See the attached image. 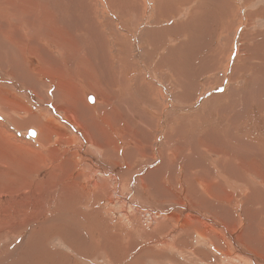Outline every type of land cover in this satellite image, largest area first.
Masks as SVG:
<instances>
[{
  "label": "bare ground",
  "instance_id": "bare-ground-1",
  "mask_svg": "<svg viewBox=\"0 0 264 264\" xmlns=\"http://www.w3.org/2000/svg\"><path fill=\"white\" fill-rule=\"evenodd\" d=\"M66 1L0 0V116L17 129L34 127L26 135L37 147H22L47 169L28 182L22 175L40 164L26 159L13 179L0 162L11 178L0 199L17 205L0 212V226L16 231L29 221L40 231L41 218L63 210L51 211L61 200L71 233L89 227L97 247L115 242L120 254L145 264H264L262 58L252 54L241 71L235 60L227 87L206 41L190 32L177 46L159 41L185 34L162 28L172 9L165 13L161 0L160 24L146 23L144 38L138 28L131 33L136 20L127 25L131 12L149 18L143 0ZM214 1V20L204 19L201 30L217 38L221 28L229 47L239 12Z\"/></svg>",
  "mask_w": 264,
  "mask_h": 264
},
{
  "label": "rangeland",
  "instance_id": "rangeland-1",
  "mask_svg": "<svg viewBox=\"0 0 264 264\" xmlns=\"http://www.w3.org/2000/svg\"><path fill=\"white\" fill-rule=\"evenodd\" d=\"M99 1H101L103 3V5L106 6V0H99ZM111 1L113 2V0H111ZM114 1H116V3H115L116 5H117V3H120V5H121V3L125 4V2H123L122 0H114ZM157 1L158 0H143V2L146 3V6L148 8L147 12L149 14L148 15L149 18H147V16L144 15L142 12L141 13L139 12L138 18H135L133 16V14H131L132 12L129 13V15H127V18H128L127 19V21H128L127 25L130 26L135 20L137 21L134 23V25H136V27L134 25L131 26L132 29L129 26L127 27V25H126V27L129 28V30L131 29V33L135 32L134 28L135 29L138 28L137 30L139 32L137 33L136 36H138V34L140 36L141 33L143 32L142 38H144V32H145L144 26H146V23H147V25H150V24L152 25L155 23L154 26L157 24H160V20L162 18L161 17L162 15L161 16L160 15H157V16L154 15L155 14L154 8L156 7L155 3ZM222 1L223 0H219L217 2L221 3ZM225 1L226 2L228 1L227 6H226V8H227L226 10H231L229 5L233 4L231 7L238 9L237 11L239 12L238 14L240 16L239 20L236 21L238 23L237 27L239 28V30L237 29L235 31V34H234V36L236 38L235 42L232 45L229 42V45L231 47L230 46L227 47L228 44L225 45L226 44L225 42H227L226 39L228 37H227L226 32L224 30H222L221 28L218 29V32L216 34L219 38L218 37L216 38L215 35L212 36V38H210V36H211L210 34L208 37L207 36L208 34L203 32L204 28L201 30V26H202L201 23L203 21H205L204 19H206V18L208 19L211 17V20L212 21L214 20V16H215L214 11H215V9H217L216 2L214 0H161V5L164 6L166 9H168V10H166L165 13H167V11H170L171 9L173 12L172 13L170 11L172 18L166 19V21L168 23H164V22H166V21H164L165 17L162 18L163 19L162 21L164 24L163 26L161 25L162 28L167 27V32H169V30H173V29L175 31H177V29H178V31L182 30L185 34L182 36V38L175 39L174 34H171V33H173V31H171L170 32L171 36H168L167 35L168 33L165 36L163 34V36L162 35L161 36L164 39L160 36L159 41H161L162 43L164 42L163 45L166 42V45H167V40H165V39L168 38V39L172 40V42L177 41L175 43V46H177L180 43H183L184 41L187 42V40L189 39L188 36L190 35V33L192 34V36H198L197 37L198 40L202 39V41L200 40L201 43L206 41L208 44V48L210 47V49H211L213 47L214 48V52H213L214 55H216L217 58L219 57V60L222 61L221 64L224 66V69H222L223 67L221 66V69H222L221 72L223 73V76L227 80L226 86L228 87V85L229 86L234 85V84H232L234 82H231V81H233L232 78H233L234 74L237 73V69H235L234 67L237 66L238 71H241L242 69L245 70L246 66L244 65V63H245V61L247 62L248 59H250L252 54H253L252 58H253V56H255L256 58L261 57L262 61L264 62V60H263L264 59V0H225ZM66 2L69 3L68 0ZM78 2H80V0H78ZM76 4L77 3H75V5ZM126 4H130V3L127 2ZM143 5H145V4H143ZM121 7H122V9L123 8L125 9L129 6L127 5V6H124V7L121 6ZM213 8H214V10H213ZM122 9L120 8V10H122ZM236 9H234V11ZM69 10H70V8L67 7L66 11H69ZM144 12H146V11H144ZM231 13L234 14V12L232 10H231ZM177 15H179V16L177 17ZM139 16H141V17L139 18ZM67 17H69V16H67ZM129 19H131V22H129ZM142 19H143V23H142L143 26H141V20ZM200 19H201V21H200ZM71 20H72V18L69 19L68 22L71 23ZM147 20H148V22H146ZM153 20H154V22H153ZM156 20H158L159 22ZM254 22L256 23V25ZM136 23L139 25L138 27H137ZM191 25H194L195 29H192ZM171 26H173L174 28H171ZM181 26H184V28H187V30L185 29L186 32L182 29ZM249 27H251V28L249 29ZM252 27H254V28H252ZM168 28H170V29H168ZM147 29H149V28H147ZM159 29H161V28L159 27ZM133 30H134V32H133ZM123 34H125V33H123ZM230 37L231 36H229V39H230ZM177 38H179V37L177 36ZM185 38H187V39H185ZM193 41H194V43L197 42L196 40H194V37H193ZM217 42H220L222 45V48L223 47L224 48L222 49L220 46L219 47V49L221 48L220 50H218V49L215 50V48H217V46H216L218 44ZM201 43H199V44H201ZM207 44L205 43V45H207ZM232 46H233V48H232ZM225 48L226 49L229 48V49L226 51ZM164 49L162 51V53H163L162 55H165V53H167V51H169L168 47H165ZM218 52L222 56L218 55L219 54ZM193 53L197 58H200L201 55H200V53H198L196 48L193 49ZM249 53H251V54H249ZM226 56H227V62L224 59ZM235 60H237V61L239 60L238 61L239 65L235 64V66H234ZM243 60H245V61H243ZM226 63H227V66H225ZM254 63H256V61H254ZM242 67H244V68H242ZM240 68H242V69H240ZM262 68H264V66H262ZM256 70H254L255 71L254 73H251V72L250 73L253 76L262 75V73H260L261 68H259V71H257V72H256ZM231 74L233 76H231ZM221 78H222V75H220V79ZM244 80L246 81V79H244ZM222 92H223V90L220 92V94ZM206 95L205 96L202 95V97L198 101L201 102L204 100V98L210 97V94H208L207 96ZM229 95H230V93H229ZM180 116H181V114H180ZM1 117L2 116H0V162H4L3 165L7 166L8 168L11 169L12 173L14 174L13 179H15V178L17 179L19 177V174L17 173L18 172L17 169L23 167L26 159L29 161L35 162V165L40 164V165H37V166H39V168L41 167L40 169L35 170L33 173L31 172V174L29 173V171L27 172V170H26V173H24L22 176L25 175L24 177L28 179V182L42 180V176H44V173H46V170H47V169L42 168L44 166V163L41 161L40 162L42 164L37 163L38 161H35L33 159L32 153L30 151H27L26 148L22 147L23 145H27V144H30V145H33L34 147H37V145L35 144V141H34L35 135L32 138H29L26 135L30 130H33L34 127H32L33 129L30 127L17 129L15 126H12L13 124L11 125L12 122L10 121L9 118H7L5 116H3L2 118ZM54 138L56 139V137H54ZM1 167H2V165L0 164V168ZM3 173L5 175H7L8 171H6L4 169ZM22 178H20L21 181L23 180ZM7 179L9 181L11 180V178H8L7 176H3L0 173V190H3L4 186H5V188L10 186L11 181L9 183V181ZM17 183H18V181H17ZM24 183L26 184L27 180ZM24 183L22 182L21 184L20 183H18L17 185L15 184L14 189H17L16 190V192L18 191L17 193L23 194L24 192H26V190L24 188L22 189V187H23L22 185ZM12 197H13V195L10 197L11 200H13ZM9 201H10L9 198H7L6 200L0 199V212H2L5 209H6L5 211H8V210L13 208L14 202H12V201L9 202ZM66 205H64L61 200H56L55 206L51 207V211L55 210L56 208L57 209L61 208V209L65 210L64 208H66ZM14 206H17V205H14ZM62 206H63V208H62ZM61 209H58V210H61ZM63 210H61V212H59L55 215H50V214L47 215L45 220L43 218H41V220H40L41 224L40 223L39 224L42 226H45V228H43L45 230L41 229L43 231H41V230L37 231V229H38L37 226L33 225V224L31 225V222H29V221H25L24 223H20L18 228H21V229L20 230L18 229L16 231L13 230V229H15V227H11L9 225L6 226V228L0 226V264H145L144 257L136 256L135 258H133L135 256L134 255L135 253L130 254L129 257H125L123 252H121V254H122L121 255L118 251L119 249H115V246H114L115 242H113V245H110L108 247V250L102 249L101 247H97V244H96L97 242L95 243V241L98 238V236L96 233H94V231L89 230V227L88 228L83 227L79 224V227L74 226V229L77 230L76 233H78V234L71 233L70 230L68 229L71 227H68V226L71 225L72 219L68 218L69 215L67 216L63 212ZM82 210L87 211L86 209H82ZM66 218H68V219H66ZM143 218H146V217H143ZM69 219H70V221H69ZM46 220H48V221H46ZM43 223L46 225H44ZM112 224H113V222L111 223V225ZM114 224H113V226H114ZM71 231H73V230H71ZM114 231L115 230L112 227V232H114ZM8 232H11V233L8 234ZM139 244H142V243H139ZM42 255H44V256H42ZM119 256L122 258L120 259ZM41 257H43V258H41ZM136 259H138V260H136Z\"/></svg>",
  "mask_w": 264,
  "mask_h": 264
}]
</instances>
